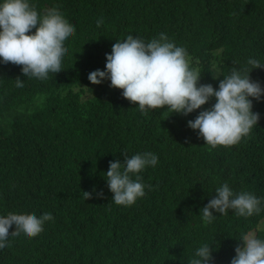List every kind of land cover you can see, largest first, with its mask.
Instances as JSON below:
<instances>
[{"label":"trees","instance_id":"obj_1","mask_svg":"<svg viewBox=\"0 0 264 264\" xmlns=\"http://www.w3.org/2000/svg\"><path fill=\"white\" fill-rule=\"evenodd\" d=\"M29 2L40 14L57 8L76 31L65 41L62 72L47 80L25 77L22 66L0 58V216L54 217L36 237L10 235L0 264H189L203 244L213 246L212 264H231L242 234L264 239V96L250 97L260 114L250 135L209 151L188 121L215 97L188 115L167 106L142 114L109 79H88L106 70V54L118 40L150 42L165 33L187 50L199 83L218 89L233 61L264 64V0ZM250 75L264 88V67ZM17 77L24 87H16ZM125 151L158 157L139 174L145 196L131 206L111 201L105 178L109 162H124ZM224 183L260 198L261 213L245 218L213 210L205 224L202 207ZM84 191L92 192L89 200Z\"/></svg>","mask_w":264,"mask_h":264},{"label":"clouds","instance_id":"obj_2","mask_svg":"<svg viewBox=\"0 0 264 264\" xmlns=\"http://www.w3.org/2000/svg\"><path fill=\"white\" fill-rule=\"evenodd\" d=\"M102 23V19L98 20L97 27ZM75 31L55 7L40 14L29 0L0 3V58L5 64L22 66L25 77L47 80L50 73L62 72V60L68 51L65 41ZM106 57V70L93 71L88 79L92 84L109 79L110 87L123 89V97L137 104L142 114L167 106L171 114L188 115L215 97L216 102L210 108L188 121L190 128L199 130L209 151L238 144L259 122L260 114L253 111L250 99L260 100L264 96V88L250 75L253 69L264 67L257 59L248 58L243 65L233 61L231 73L223 76L217 89L210 83H199L201 73L190 67L187 50L170 41L165 33L150 42L128 35L126 40H118ZM220 77L213 75L215 79ZM16 87H24L20 77L16 78ZM157 162L158 157L152 152L129 156L126 151L124 162L110 161L105 178L113 193L111 201L131 206L144 197L145 185L139 174ZM215 192L217 195L202 207L205 224L214 219L213 210L222 215L233 210L237 216L245 218L262 211L261 199L251 192L235 193L228 183ZM96 195L102 198L104 193L101 190ZM91 197L92 192L84 191L85 199ZM53 219L50 212L40 217L16 213L0 216V249L6 247L10 235L16 237L23 233L29 238L36 237L44 231L45 222ZM13 225L15 230L10 232ZM240 240L243 244L236 246L231 264H264V239L248 232L242 234ZM213 260V246L203 244L189 264H212Z\"/></svg>","mask_w":264,"mask_h":264},{"label":"rangeland","instance_id":"obj_3","mask_svg":"<svg viewBox=\"0 0 264 264\" xmlns=\"http://www.w3.org/2000/svg\"><path fill=\"white\" fill-rule=\"evenodd\" d=\"M193 69H195L196 71H197V68L195 67V68H193Z\"/></svg>","mask_w":264,"mask_h":264}]
</instances>
